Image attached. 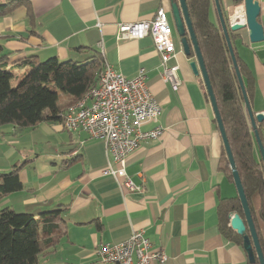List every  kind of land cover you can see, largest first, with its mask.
Instances as JSON below:
<instances>
[{
  "label": "crops",
  "instance_id": "0c3cea01",
  "mask_svg": "<svg viewBox=\"0 0 264 264\" xmlns=\"http://www.w3.org/2000/svg\"><path fill=\"white\" fill-rule=\"evenodd\" d=\"M258 1L264 29V0ZM29 2L31 14L23 5L0 16V42L9 66L52 57L84 62L96 53L127 77L145 69L162 113L143 128H164L159 139L143 142L128 157L126 172L142 186L140 191H128L123 177L104 174L112 158L103 140L85 131H70L58 121L24 129L0 126V172L18 166L24 185L5 196L0 207L36 216L64 209L61 217L66 220L67 235L41 255L40 264H103L98 255L103 245L123 242L137 231L165 251V264H249L244 246L220 229L221 205L238 192L222 169V135L204 80L190 67L194 59L186 56L174 30L176 57L170 63L179 66L182 81L174 91L162 76L161 57L151 37L117 39L120 24L153 19L160 8L169 13L172 0ZM221 3L229 16L243 11L238 0ZM211 19L219 23L215 3ZM234 33L238 35L235 54L245 73L252 110L264 116V40L252 43L247 29ZM61 97L60 103L68 100L64 94ZM256 124L264 146V120ZM43 125L67 136L63 153L42 155L35 152V141L22 144L25 132ZM255 156L263 163L256 137Z\"/></svg>",
  "mask_w": 264,
  "mask_h": 264
},
{
  "label": "trees",
  "instance_id": "16d2710c",
  "mask_svg": "<svg viewBox=\"0 0 264 264\" xmlns=\"http://www.w3.org/2000/svg\"><path fill=\"white\" fill-rule=\"evenodd\" d=\"M186 1L264 253V165L255 156V137L223 30L220 22L211 19L215 0ZM23 5L31 14L29 0H4L0 3V16L10 14ZM222 8L228 23L229 15L223 5ZM230 37L235 49L238 35L231 32ZM188 57L195 60L193 47ZM237 59L248 90L244 70L240 59ZM101 63L100 54L95 53L84 62L52 57L41 62L30 60L9 66L7 53L0 42V126L13 124L24 129L44 121L63 124L68 107L96 87ZM20 71H24L21 76ZM15 79L17 83L13 84ZM61 94L66 95L68 100L60 103ZM221 165L234 182L224 145ZM19 172L18 166L8 172H0V201L23 189ZM63 211L56 208L41 211L36 216L16 211L10 206L0 207V264H40L41 255L55 248L67 235L66 220L61 217ZM234 213H238L247 224L238 195L226 199L221 205L220 229L225 237L243 245V237L230 225V216ZM249 264H260V261L256 257V261Z\"/></svg>",
  "mask_w": 264,
  "mask_h": 264
},
{
  "label": "built area",
  "instance_id": "2783aa9c",
  "mask_svg": "<svg viewBox=\"0 0 264 264\" xmlns=\"http://www.w3.org/2000/svg\"><path fill=\"white\" fill-rule=\"evenodd\" d=\"M244 15V9L241 15H230L228 25L245 22ZM145 37H151L161 57L164 80L178 91L182 81L179 66L170 63L176 57V41L166 9H158L153 19L119 25V41ZM161 113L162 107L147 83L145 69H140L135 77H127L103 60L96 87L68 107L63 126L103 140L112 158L104 174L123 177V186L128 191H140L142 186L136 185L126 172L127 159L143 142L161 137L164 132L161 126L143 128L157 121ZM98 255L103 264H165L168 260L165 251L155 248L143 231L134 232L123 242L103 245Z\"/></svg>",
  "mask_w": 264,
  "mask_h": 264
},
{
  "label": "water",
  "instance_id": "95a60500",
  "mask_svg": "<svg viewBox=\"0 0 264 264\" xmlns=\"http://www.w3.org/2000/svg\"><path fill=\"white\" fill-rule=\"evenodd\" d=\"M239 2L243 3V9H244V16H245V22H238L232 26H229L224 12L221 5L220 0H215L216 4V10L219 17V22L221 25V28L223 30L228 49L231 54V58L233 61V66L236 71V75L238 78L239 86L242 91L243 99L245 101V108L247 111V114L249 116L250 120V126L253 129V132L255 134L256 140L259 145V149L262 155V160L264 164V146L263 142L261 140V136L259 133V130L257 128L256 122H261L264 120V116L259 114H254L250 100L246 91L245 83L243 80L242 73L240 71L238 61L235 54V49L230 37L231 32H237L243 29H247L249 34V39L252 43H257L264 40V29L262 24L259 21V16L261 12V7L258 0H239ZM171 10L173 15V20L175 23V28L177 35L180 38L183 51L186 54V56H189L191 53V47H193L195 51V60L191 61L190 67L195 75L199 76L201 75L204 84L207 90V93L210 98V102L215 114V118L218 123L219 130L222 135L223 143L230 161V166L232 169V174L234 178V183L237 188L238 196L241 200L242 207L245 214V219L247 224L245 223L244 219L238 214L234 213L230 217V225L234 230L238 232L239 235H241L244 239L243 246L248 254L249 262L254 263L256 261V257L259 259L260 264H264V253L260 244V240L257 234V230L255 227V223L252 217V212L250 209L249 201L247 199L239 171L237 169V165L235 163V159L229 144V140L226 135L225 127L221 118V114L218 108V103L216 96L213 91V87L211 85V81L205 66V62L203 60V56L198 44L197 36L193 28V24L190 18L188 5L186 0H178L177 2L172 0L171 3ZM229 15V14H228ZM230 17V16H229ZM249 229V233L248 230Z\"/></svg>",
  "mask_w": 264,
  "mask_h": 264
},
{
  "label": "rangeland",
  "instance_id": "374dc122",
  "mask_svg": "<svg viewBox=\"0 0 264 264\" xmlns=\"http://www.w3.org/2000/svg\"><path fill=\"white\" fill-rule=\"evenodd\" d=\"M170 13V14H169ZM168 16L170 20V24L173 29L176 31L175 23L173 20L172 10L169 11ZM216 22V21H215ZM217 23V22H216ZM17 80H13V84H16ZM63 98L61 97V100ZM60 100V101H61ZM35 141V152L43 153L42 155H48L55 151L64 152V142H68L67 136L62 133L54 132L47 125H43L42 128H39L35 132H25L23 139L21 140L22 144L26 143L27 141ZM30 152V151H29ZM51 163V158L48 159L47 164ZM18 207V206H17ZM19 208V207H18Z\"/></svg>",
  "mask_w": 264,
  "mask_h": 264
},
{
  "label": "bare ground",
  "instance_id": "6f19581e",
  "mask_svg": "<svg viewBox=\"0 0 264 264\" xmlns=\"http://www.w3.org/2000/svg\"><path fill=\"white\" fill-rule=\"evenodd\" d=\"M241 14H242V11H240V9H238L237 12L233 14V16H238V15H241Z\"/></svg>",
  "mask_w": 264,
  "mask_h": 264
}]
</instances>
